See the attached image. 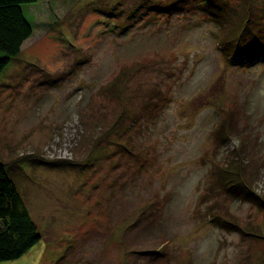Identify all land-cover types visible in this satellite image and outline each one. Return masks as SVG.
Returning a JSON list of instances; mask_svg holds the SVG:
<instances>
[{"label":"rangeland","instance_id":"rangeland-1","mask_svg":"<svg viewBox=\"0 0 264 264\" xmlns=\"http://www.w3.org/2000/svg\"><path fill=\"white\" fill-rule=\"evenodd\" d=\"M45 7L0 74L41 238L0 264H264V0Z\"/></svg>","mask_w":264,"mask_h":264},{"label":"trees","instance_id":"trees-1","mask_svg":"<svg viewBox=\"0 0 264 264\" xmlns=\"http://www.w3.org/2000/svg\"><path fill=\"white\" fill-rule=\"evenodd\" d=\"M38 1L0 0V52L2 53L0 74L10 60L19 55L22 44L32 34V27L23 12V6L32 5ZM207 1L202 0L206 3ZM30 16L33 20L34 16ZM254 49L255 47L252 46L247 49L239 48V52ZM40 238L37 227L24 207L17 188L0 161V261L20 257Z\"/></svg>","mask_w":264,"mask_h":264},{"label":"crops","instance_id":"crops-1","mask_svg":"<svg viewBox=\"0 0 264 264\" xmlns=\"http://www.w3.org/2000/svg\"><path fill=\"white\" fill-rule=\"evenodd\" d=\"M45 1V5H46V7H45V10L47 11V0H44ZM42 9V8H41ZM34 14H35V12H34ZM32 16H33V14H32ZM47 20V19H46Z\"/></svg>","mask_w":264,"mask_h":264},{"label":"bare ground","instance_id":"bare-ground-1","mask_svg":"<svg viewBox=\"0 0 264 264\" xmlns=\"http://www.w3.org/2000/svg\"><path fill=\"white\" fill-rule=\"evenodd\" d=\"M159 1V0H158ZM248 16V15H247ZM261 50V49H260Z\"/></svg>","mask_w":264,"mask_h":264}]
</instances>
